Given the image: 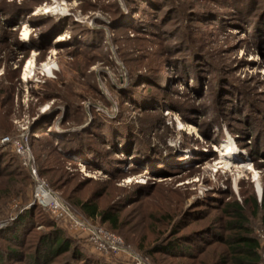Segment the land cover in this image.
<instances>
[{"label": "rangeland", "instance_id": "1", "mask_svg": "<svg viewBox=\"0 0 264 264\" xmlns=\"http://www.w3.org/2000/svg\"><path fill=\"white\" fill-rule=\"evenodd\" d=\"M259 21L264 0H0V163L22 169L0 180V233L32 213L27 255L54 224L101 264H136L101 254L68 216L38 214L36 170L77 220L109 231L81 212L88 200L119 214L117 235L151 264H216L215 244L186 260L150 253L179 237L220 233V209L242 200L241 189L262 200ZM25 22L36 34L28 41L18 30ZM227 141L241 159L218 156ZM79 155L101 157L119 177ZM263 234L256 227L264 244ZM0 248L14 246L0 240Z\"/></svg>", "mask_w": 264, "mask_h": 264}, {"label": "trees", "instance_id": "2", "mask_svg": "<svg viewBox=\"0 0 264 264\" xmlns=\"http://www.w3.org/2000/svg\"><path fill=\"white\" fill-rule=\"evenodd\" d=\"M257 27L262 29L263 32L264 22L259 21ZM257 39L261 41L262 37L258 34ZM223 121L225 122V120ZM233 134L236 135L234 132ZM221 135L224 136V133L222 132ZM238 139L240 143L241 138L238 137ZM68 147L66 145L65 148L69 150ZM70 149L72 150L73 148L70 147ZM260 154L258 151H252L254 158L255 156H260ZM79 156L82 160L84 159L83 162H88L86 163L87 165L109 174L111 179L117 178L120 175L115 172L114 166H109L98 155H96L98 157L97 160H92L85 155ZM135 157L141 162L144 158L140 156ZM4 163L3 161L2 164ZM195 165L199 166L198 164ZM153 166L157 167L156 164H153ZM4 168L1 167L0 163V180L2 177L18 176L20 171H22L20 169L18 172L16 167L13 169L11 167L8 169V166ZM196 169L200 168L197 167ZM135 170L139 171L138 168ZM7 183L11 184V187H15L16 185L14 180H9ZM241 196L242 200L239 201L232 198L226 201L220 209L223 213L222 218L218 220L220 223L222 222L221 227L217 229L220 233L206 232L202 237H198L197 239H188L186 236L180 239L179 237L158 246L155 250L156 252H151L150 255L160 253L179 260H186L194 258L196 253H201L204 248L215 244L219 249L216 264H264L263 240L256 235V227L262 228L264 232V191L260 202L253 188L249 191L241 189ZM204 206L200 205L199 208H203ZM79 209L89 219L98 221L105 228L108 225L107 229L110 232L119 235L117 232L120 229L119 214H114L110 209L100 211L97 204H93L89 200L80 203ZM36 211L38 214L43 212L40 206H37ZM197 212L199 211H196L195 214H198ZM33 215L32 213H26L8 230L0 233V240H4L10 243L11 246H14L13 249L10 250L8 248L6 251L0 248V264H10L8 261L15 264H101L82 250L71 237L54 224L49 225L51 231L47 235L39 237L34 246L33 253L27 255L25 250L22 251V249L25 248L26 233L30 231V228L36 229ZM212 234H214L215 238L210 237ZM58 260L60 261L58 262Z\"/></svg>", "mask_w": 264, "mask_h": 264}, {"label": "built area", "instance_id": "3", "mask_svg": "<svg viewBox=\"0 0 264 264\" xmlns=\"http://www.w3.org/2000/svg\"><path fill=\"white\" fill-rule=\"evenodd\" d=\"M5 141H9V139H6ZM33 174L36 184L34 195L35 203H37L45 211L50 212L55 219L58 220L68 216L76 227L89 232L91 237L90 242L97 247L101 254L108 256H128L136 264H151L149 259H145L139 253L135 252L118 235L113 234L106 229L77 220L67 204L49 187L46 181L38 176L36 170L33 171Z\"/></svg>", "mask_w": 264, "mask_h": 264}, {"label": "bare ground", "instance_id": "4", "mask_svg": "<svg viewBox=\"0 0 264 264\" xmlns=\"http://www.w3.org/2000/svg\"><path fill=\"white\" fill-rule=\"evenodd\" d=\"M49 12V11H48ZM50 13V12H49ZM19 28V27H18ZM18 30L21 31V37L22 39H24L25 41H28L32 38H34L36 36V34L33 33L32 31V27H30V25L28 23H22V26L21 28H19ZM58 40H62L61 38H59ZM37 54L35 52H31V59L28 61V63L26 64L25 66V70H24V76L27 78L25 79L26 82L29 81V78L28 76L32 73V71L34 70L35 68V58H36ZM55 62L52 60V58H50L44 65H43V68L44 70L46 71L47 74H52L53 73V65ZM193 129L192 126H189V130L191 131ZM220 153H218V156L223 159H239V155H238V152L237 150L235 149V146H234V143L231 142V141H227L225 144H224V147L223 149H221L219 151ZM241 159V158H240ZM240 163V162H239ZM81 165V168H84L83 164H80ZM245 169L246 166H241L240 168ZM258 190L259 192L261 191V187L260 185H258Z\"/></svg>", "mask_w": 264, "mask_h": 264}]
</instances>
